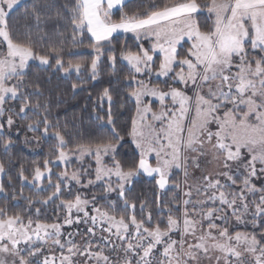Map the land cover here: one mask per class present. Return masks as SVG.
Returning a JSON list of instances; mask_svg holds the SVG:
<instances>
[{"label": "snow or ice", "instance_id": "obj_1", "mask_svg": "<svg viewBox=\"0 0 264 264\" xmlns=\"http://www.w3.org/2000/svg\"><path fill=\"white\" fill-rule=\"evenodd\" d=\"M54 77L87 92L88 139ZM21 132L54 141L30 169ZM0 149V264H264V0H0Z\"/></svg>", "mask_w": 264, "mask_h": 264}, {"label": "trees", "instance_id": "obj_2", "mask_svg": "<svg viewBox=\"0 0 264 264\" xmlns=\"http://www.w3.org/2000/svg\"><path fill=\"white\" fill-rule=\"evenodd\" d=\"M138 2V0H137ZM160 2V0H157ZM24 3L26 5H30L31 0H25ZM25 9L22 7L16 13V23L18 26H22L25 21L21 18L22 13ZM23 31V28L20 29ZM87 43V42H86ZM127 44L128 47L134 48V40L131 36H119V39L115 41L117 49L123 45ZM145 46H148L145 43ZM74 59H84L90 60V50L89 49H81L80 52L74 56ZM112 69L105 63L102 66V71L98 82H90L89 84L85 85L86 88H91L93 91V95L95 92L100 88L107 86L108 81L110 79H115L112 77L111 74ZM117 71L121 74H126L127 67L122 63V61L118 62L117 64ZM33 73H38L41 78L46 77L48 74L46 72L40 71L39 68L33 67ZM72 80L75 79V75L73 74ZM93 84L95 87L93 88ZM46 88H53L56 89L53 93V104H55V97L57 93L59 94L60 98L63 100V103L60 104L58 110H54V115H59L61 124L65 122L68 125L69 129H72L73 123L76 124L77 128L82 132L85 139L89 138L90 133H94L96 129V123L94 119H90L89 113L91 111V103L87 99V92L80 91L77 94H74L70 88V80L69 79H56L55 77L52 79L51 84H46ZM88 104V109H84V105ZM115 111V109H114ZM130 113L123 112L118 115V126L124 127L126 122L129 120ZM26 121H20L21 124L25 123ZM28 136H31L32 133H28ZM20 142L16 145L12 152V159L14 163H22L25 168L30 169L33 163L35 162H42V160L49 154L51 145L54 143L52 140H42L38 145L35 143L32 144H25L24 140V133L21 132L19 137ZM123 153H127L128 156L131 155V145L126 144L125 147L121 150ZM0 160H7V157L2 155V149H0ZM62 168L54 167V172L60 171ZM15 175V170H13V176ZM4 180L7 178L4 177ZM55 180V177H53ZM17 190L19 191V182L17 181ZM33 191L30 187L24 188V195H32ZM135 194L141 196L143 199L153 200L154 199V192H153V183L149 179H142L139 183L135 186ZM19 205L23 207L25 201L20 200ZM17 211L20 208L16 209Z\"/></svg>", "mask_w": 264, "mask_h": 264}, {"label": "rangeland", "instance_id": "obj_3", "mask_svg": "<svg viewBox=\"0 0 264 264\" xmlns=\"http://www.w3.org/2000/svg\"><path fill=\"white\" fill-rule=\"evenodd\" d=\"M25 1V0H24ZM145 43H147L148 44V42L147 41H145ZM125 66H126V62H122ZM54 167H56V166H54ZM60 168H63V165H60L59 166ZM145 179H147V178H145Z\"/></svg>", "mask_w": 264, "mask_h": 264}, {"label": "crops", "instance_id": "obj_4", "mask_svg": "<svg viewBox=\"0 0 264 264\" xmlns=\"http://www.w3.org/2000/svg\"><path fill=\"white\" fill-rule=\"evenodd\" d=\"M118 37L119 36H125V34H116ZM127 36H131V34H127Z\"/></svg>", "mask_w": 264, "mask_h": 264}]
</instances>
